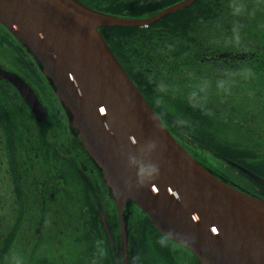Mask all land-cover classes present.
I'll return each instance as SVG.
<instances>
[{"label":"water","instance_id":"obj_1","mask_svg":"<svg viewBox=\"0 0 264 264\" xmlns=\"http://www.w3.org/2000/svg\"><path fill=\"white\" fill-rule=\"evenodd\" d=\"M193 1L125 18L76 0H0V23L51 82L89 157L102 169L120 215L123 204L133 201L203 264H264V199L220 180L173 137L98 32L102 26H147ZM0 76L39 121L46 119L23 79L10 71L0 70Z\"/></svg>","mask_w":264,"mask_h":264},{"label":"flooded vegetation","instance_id":"obj_2","mask_svg":"<svg viewBox=\"0 0 264 264\" xmlns=\"http://www.w3.org/2000/svg\"><path fill=\"white\" fill-rule=\"evenodd\" d=\"M79 1L101 11L117 8L139 11L147 10V4L152 0ZM226 7L215 3L209 6L198 3L188 5L185 11L227 12ZM210 18L215 19L216 15ZM210 28L213 32L209 34L207 44L201 41L203 37L200 32L205 30L199 29L197 43L193 47L197 62L194 69L183 68L181 71V74L186 71L185 74L194 77L196 86L193 92L197 94V102L206 104L209 87L214 90L225 89L228 93L233 90L242 92L239 87L245 82L252 89L261 88V84H249L248 75L259 72V76H262L260 73L263 69L259 66L264 61V45L248 47L243 43H233L232 25L228 20L219 33L217 27ZM222 33L226 34L225 38L221 37ZM10 36L0 24V70L12 71L22 77L36 93L48 116L44 101H52L53 92L49 83L38 73V69L34 70L30 66V71L25 74L22 66L13 67V60L9 59L8 53ZM11 39L15 42L18 55L31 58L20 43L12 36ZM184 56L182 54V58ZM10 61L12 66L9 65ZM30 62L36 66L32 58ZM15 63L20 67L18 62ZM255 65L258 67L256 71L247 69ZM10 85L7 78L0 76L2 108L8 106ZM252 89H246L243 93ZM42 93L46 97L42 98ZM57 111L55 124L50 123L48 117L45 123H39L32 117L34 124L30 118L10 119L0 116V264H68L73 248L78 253L71 264H200L184 246L154 230L145 216V224L140 229L131 228L128 210L136 209V206L128 201L122 214L117 212L100 169L88 157L79 136L69 126L64 109L61 107ZM10 121L29 122V125L21 128L24 139L16 138L18 134L12 133L16 141H22V149L9 148ZM180 141L186 149V145H191ZM212 143L213 146L207 149L198 142L191 145L195 152L188 151L220 179L264 198V184L239 171L224 158L234 153L237 162L263 178L264 159L257 156L256 161H247L244 150L230 149V146L214 139ZM202 151L209 153L210 159L196 154ZM216 160L221 163L216 164ZM234 170L242 180L231 175ZM253 186L261 189L260 194L251 190ZM14 237L17 238V244L12 243ZM56 237L59 243L50 246L43 256L44 244ZM56 252L61 259H58ZM48 253L50 255L46 256Z\"/></svg>","mask_w":264,"mask_h":264},{"label":"rangeland","instance_id":"obj_3","mask_svg":"<svg viewBox=\"0 0 264 264\" xmlns=\"http://www.w3.org/2000/svg\"><path fill=\"white\" fill-rule=\"evenodd\" d=\"M205 1V0H204ZM208 4H212V0H207ZM215 1V0H214ZM210 2V3H209ZM216 5L218 6H227V12L225 10H218L215 13H211L208 15V18L204 21H200V26L208 27L205 29V31L200 32L203 39L204 44H207L209 42L210 33L213 32V29L210 27H216L215 25V19L210 18L214 15H216V21H225L228 20L229 23H231L232 31L231 35L232 37L234 34V30H238L241 32V34H244L246 37H250L249 39L245 38L240 39L241 37H234L233 43H243L246 44L247 42H250L251 44H257V45H264V0H219V2L215 1ZM110 14L119 16V17H125V18H144L148 15V13H134L132 11H122L121 9L117 8L114 10H111L108 12ZM208 14V13H205ZM227 16V17H226ZM224 17V18H223ZM226 23V22H225ZM224 23V24H225ZM223 25L217 27V33L222 31ZM235 24V25H234ZM197 29L195 31L194 36L196 35ZM194 36H192L194 38ZM222 38L226 37V34H221ZM138 43V41H135V43ZM147 43L142 42V44L139 46V51L136 54H132L130 57V63L128 66L132 64V68H134V63L139 61L144 65L146 62L144 59L145 54H147L146 50ZM15 42L11 39V36L9 38V59L13 60V67L14 68H21V66L24 68L25 74L26 71H30V66L32 69H37L34 64L30 62L31 58L27 55L20 54L18 51L15 50ZM0 53H2L0 51ZM138 54V55H137ZM11 56V57H10ZM138 56V57H137ZM13 58H16L14 60ZM18 62L20 67L17 65ZM10 66L11 61H10ZM26 68V69H25ZM254 69V67H253ZM186 72V71H185ZM185 72L179 74L177 76V82L178 79L180 81L179 87L182 89V99L181 101H185V98L187 100H190L192 102L197 101V94L191 91V87L193 90L195 89L196 84H190L188 80L189 75H185ZM254 74L259 76V72H255ZM262 85L261 88L252 89L250 86H248L245 82L242 86L239 88L242 90L238 92H233L228 95L224 90L217 88V90H214V88L209 87L208 95L210 96V102L206 104L198 103V107H204L205 109L209 110V118L206 117H199L196 119V126L192 128V130H195V134L198 133L200 137L202 136H208L212 137L217 142L224 143L225 145H228L236 150H244L247 153V161H251L254 159L256 161L257 156L259 159H264V72H262ZM250 76V75H248ZM246 76V77H248ZM193 76L190 75L189 78H192ZM182 80V81H181ZM188 80V81H187ZM164 84V86H163ZM159 88L164 89L168 87L170 89V86L168 83H165L164 81H160L158 83ZM246 89H252L253 91H249L246 93H243ZM49 91V87H48ZM39 89V93H40ZM170 91H168L169 93ZM170 94V93H169ZM12 92L11 90L8 92V100L11 99ZM51 102L48 103L44 101L45 106L48 110V120L50 123L54 124L56 114L58 113L57 109L61 108V105L58 101V99L54 96V94H51ZM46 97L44 93H42V98ZM167 97H163L162 100L159 101V99H156L158 103H160L162 106H165L166 102L165 99ZM47 99V98H46ZM204 101V99H201ZM225 101H229L226 103ZM167 106H170V104H166ZM222 109V110H221ZM221 110L218 113H215V111ZM18 118H29V117H18ZM213 119H215L213 121ZM30 122L34 123L33 120L30 118ZM15 123L18 124L17 127H14L16 130V133L18 136L16 138L24 139L25 134L23 135L24 138L21 136V126L18 121ZM27 125H29V122H26ZM35 124V123H34ZM33 132H31L32 134ZM182 133V132H181ZM179 133L176 135L178 139H183V141H186L188 143H194L192 136L188 133ZM16 138L13 136L11 143L9 142V148L10 149H22V141L18 140L16 141ZM20 141V145H19ZM188 149L195 150L191 145H186ZM233 149V150H234ZM202 153V154H201ZM201 153H196L201 158L210 159V154L202 151ZM248 154H251L250 156ZM11 158V156H10ZM216 164H220V161L216 160ZM236 171H232L231 175L238 180H242L238 174L235 173ZM251 190L257 194H260L261 189L257 186H253ZM136 213L135 215L133 213ZM129 213V222L131 224V228L137 230L140 229L141 225L145 224V215L142 214V212L136 207V209L130 208L128 210ZM57 238V237H56ZM59 243V239H53L51 242L44 244L45 248L43 250V256L46 254V251L50 246L55 245V243ZM12 243L17 244V238L14 237L12 240ZM15 244V245H16ZM103 248V247H102ZM78 253L77 250L73 248V255L71 260L68 262V264H71L75 260V255ZM50 253H48L46 256H49ZM27 256V255H26ZM56 256L59 258V253L56 252ZM28 257V256H27Z\"/></svg>","mask_w":264,"mask_h":264},{"label":"trees","instance_id":"obj_4","mask_svg":"<svg viewBox=\"0 0 264 264\" xmlns=\"http://www.w3.org/2000/svg\"><path fill=\"white\" fill-rule=\"evenodd\" d=\"M175 1L177 0H152L147 4V10L132 12L142 13L154 11L163 8ZM198 1L199 0L193 4H196ZM216 1L219 2V0ZM185 10L186 8L172 12L146 27L104 26L100 27L99 31L115 56L126 65L128 72L136 86L149 100L150 104L161 116V118L169 125L172 131H174L176 135L181 132H186L192 136L193 141L203 143L204 147L209 149L211 146H213V143L210 142L212 137H200L198 133L195 134V130H192V128L196 126L195 121L197 118H209V110L203 107H198L189 101L184 104L181 101L179 79L177 82V76L181 73L183 68L194 69V65L197 63L196 52L192 46L194 41L192 36H194L196 29H198L199 22L206 20L209 13L203 16L204 18H202L197 17V11L189 12ZM234 31V37H241L240 39L244 40L245 38H250L246 37L244 34H241V30ZM135 41H138V43H135ZM144 41L147 43L145 50L147 54H145V58L140 59H144L145 62H148L152 65L151 74L145 72V70H143L136 62L134 64L137 67L134 65L135 67L132 68V64L130 67L128 66L131 55L138 53L139 46ZM251 45L254 44H251L250 42L246 43V46L248 47ZM182 54H185L183 58ZM259 68L263 69L264 72V61L263 65L259 66ZM247 69L250 71H256L258 67L255 65L253 69L251 66H249ZM254 76L257 75L254 74ZM189 77L190 75L188 76V80ZM160 81L168 83L170 89L168 87L164 89L159 88L158 83ZM189 82L191 85L193 84L191 81ZM10 90L12 92L11 99L8 100L7 108H2L0 106V116H6L8 118L30 117L25 105L21 102L22 100L20 97L13 89L9 88V91ZM168 91H170V94ZM191 91H193L192 87ZM163 97H167L165 102L166 104H170V106H167L166 104L165 106H162L156 101V99H159V101L162 100ZM221 110H218V112ZM24 125L27 124L20 123V126ZM8 126L10 140L12 135L11 133L16 132V130L13 128L17 127L18 124L14 121H10ZM147 223L154 230H156L148 218Z\"/></svg>","mask_w":264,"mask_h":264}]
</instances>
